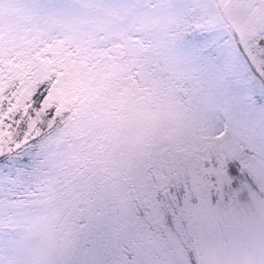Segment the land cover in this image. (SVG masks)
<instances>
[{
  "label": "snow or ice",
  "instance_id": "6c2138e0",
  "mask_svg": "<svg viewBox=\"0 0 264 264\" xmlns=\"http://www.w3.org/2000/svg\"><path fill=\"white\" fill-rule=\"evenodd\" d=\"M0 264H264V0H0Z\"/></svg>",
  "mask_w": 264,
  "mask_h": 264
}]
</instances>
